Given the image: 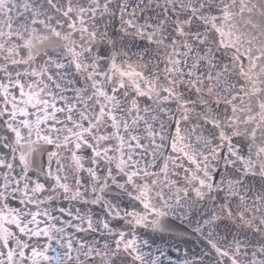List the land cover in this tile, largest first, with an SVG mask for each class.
Returning a JSON list of instances; mask_svg holds the SVG:
<instances>
[{"label": "snow or ice", "instance_id": "snow-or-ice-1", "mask_svg": "<svg viewBox=\"0 0 264 264\" xmlns=\"http://www.w3.org/2000/svg\"><path fill=\"white\" fill-rule=\"evenodd\" d=\"M0 264H264V0H0Z\"/></svg>", "mask_w": 264, "mask_h": 264}]
</instances>
